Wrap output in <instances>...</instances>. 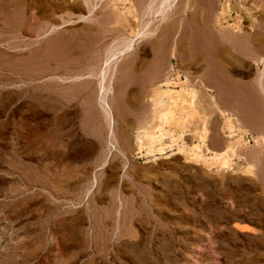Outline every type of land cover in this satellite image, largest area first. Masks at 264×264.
I'll return each instance as SVG.
<instances>
[{"label":"rangeland","instance_id":"1","mask_svg":"<svg viewBox=\"0 0 264 264\" xmlns=\"http://www.w3.org/2000/svg\"><path fill=\"white\" fill-rule=\"evenodd\" d=\"M143 1L0 0V264H264V146L256 149L246 138L247 148L235 145L227 169L212 165L226 140L203 89L199 110L212 113L207 146L199 150L205 164L185 161L177 150L199 145L192 132L198 120L155 157L137 156L133 145L150 118V72L164 43L170 47L184 34L197 7L211 14L203 37L217 29L216 17L224 27L240 17L252 36L264 32V20H258L264 0H228V13L221 9L227 0H182L181 11L163 27L159 23L158 35L136 41L111 72L110 129L99 108L98 80L76 77L96 75L106 56L128 44L137 24L155 26L147 10L141 15ZM185 3L193 7L185 11ZM181 53L165 62L167 71L182 67ZM246 60L249 71L232 77L235 90L253 89L263 70ZM235 96L232 104L243 106L242 95ZM248 100L259 113L245 115L264 135V95ZM240 107L232 113L238 120ZM247 160L255 164L254 178L241 172ZM237 222L255 233L235 229Z\"/></svg>","mask_w":264,"mask_h":264},{"label":"bare ground","instance_id":"2","mask_svg":"<svg viewBox=\"0 0 264 264\" xmlns=\"http://www.w3.org/2000/svg\"><path fill=\"white\" fill-rule=\"evenodd\" d=\"M124 1L127 2L128 0H124ZM144 1L142 2L143 8L141 10V15L142 13L144 15L145 11L147 10L155 26L152 29H148L149 25L146 26L147 29L145 28L140 29L141 26L137 28V26H139L137 24L136 26L137 30L133 29L129 33L131 37H129L130 40L128 44H126L121 51L118 50L119 52L117 51L115 53L108 55V57L106 56V58L102 61V65L96 75L89 74L87 77L85 76L76 77L77 78L76 80L79 81L92 79L94 78V76L98 80L97 99L99 103V108L103 111V113L107 117L110 129H111V125L112 124L114 125L113 109L107 99L111 91L110 88L111 85L109 84L111 82L110 81L111 79L109 78L111 72L116 67V64L118 63L120 58L133 52L136 41L145 39L147 37L150 38L152 36H157L158 34H156V32L157 29L159 28V23L162 22L161 26L163 27L164 25L163 22L170 20L171 17L177 15L179 11H181L180 9L178 10L177 7L179 6V4H181L182 0H150V3H148L147 5L145 4L147 1L146 2ZM229 2L230 1L228 0L224 2L223 8H221L222 12L228 13L229 8L231 6V5L229 6ZM84 3L85 5L87 4L86 1H84ZM195 3L197 4V2ZM196 4H194L195 7L197 6ZM130 7H131L130 11H132L133 16L135 17L136 8L134 5H131ZM186 7L188 8L193 7L192 3L191 4L185 3L183 10H185ZM93 12H94V7H92V9L91 8L89 9L90 15ZM207 13H205V11L201 13V10H199L197 7L195 12L192 13L191 22L187 25L186 31L185 32L183 31L184 34L182 33L183 35L181 36L177 35L178 37H176L175 43L172 44V46L170 47L165 45L164 43L163 46L164 50L156 54V56L160 61L158 63L159 65L153 70V72H150L154 77L153 79L154 82H152V85H149L147 90L148 91L147 100L149 99V104H150L149 112H151L150 118L147 121V124L138 130V133L133 143V145H135L134 152L136 153L137 156L143 155V157L144 156L155 157L156 154H162L168 149L170 151L171 147H174V145L177 143V138H176L177 132L180 134L179 135L180 137L183 133H185V130H187V128L188 129L190 128L189 126L193 125L195 121L198 120L199 128L197 129L195 128V130H193L192 132H193V136L194 135L197 136L196 141H198L197 144L199 145L192 146L188 151H183V149L178 148L179 147L178 146L177 150L183 153L185 161L191 162L193 164H202V163L205 164L204 162L205 160L203 161L204 156L200 153L201 151L199 150L201 145L202 146L206 145V140L208 138L207 132L209 129L208 126L210 123L209 120L213 112L218 113V115L222 119L221 120L222 124L220 125L221 133L226 140L225 143L226 146L222 150L217 149L218 144H216L215 141H213L215 143L214 146H216V148L214 149L220 151V153L215 152L213 154L214 156H212L211 158L213 161L212 165H214L217 169L224 170L228 168L229 161L232 160V156L234 155L236 150L235 145H239L243 149L247 148L248 142L246 138L252 141L253 147H255L256 149L259 148L262 149V147L264 146V135L260 134L261 132L259 133L260 129L256 131V129L254 128L252 129L253 132H251L249 126H246L248 125L249 117L245 115V112L248 113L249 111H254V110L256 113H259L258 109L260 106L258 105L255 106L253 105V103L250 104L248 100L250 96L252 97L253 95V97H255L256 94H258L259 92H261L264 95V32L257 31V33L252 36L246 34L242 26V21H240V17L236 16V20L234 21V24L227 25V27H224L222 23H220L222 17L221 18L216 17L214 18V24L217 26V29H213L216 28L213 26L212 28L213 31L212 32L210 31L211 33H209L208 36L206 35V33H204L205 37H203L201 29L202 28L204 29L203 26L206 23L211 22L210 21L211 14H207ZM90 15L88 14L84 15L82 20L77 21V23L83 20H87V18ZM128 15L130 16V13ZM258 20L259 22H263L261 20H264V18L262 17L261 19ZM69 25L70 23L67 24V26ZM164 28H166V26ZM204 30H206V27ZM29 31H31L30 28ZM166 39L168 38L166 37ZM180 39H182L181 42ZM150 42L152 44L155 43L152 41ZM201 42L206 44L208 49L205 50L201 46ZM56 52L58 53L59 51ZM180 52H182L181 53L183 54L182 58H184L183 59L184 64L182 65V67L179 66V68L175 70L170 65L169 66L170 69L169 71H167L165 68L167 67L165 66V62L170 63L173 59L177 60L178 54H180ZM62 53L60 55H62ZM49 55L51 54L49 53ZM240 56L243 57L241 58ZM247 58L255 65L257 66L260 65L261 68L263 66V70L256 75L255 78L256 85H254L253 89L248 88L247 90V88L245 89L241 87L243 88L242 90H237V89L235 90L232 77H234L238 73L244 74L247 71H249L248 68L250 69V63L248 62V60H246ZM202 63H204V65H202ZM202 66L203 67L205 66V69ZM200 70L203 71V73L199 76L200 79L199 82L197 83L198 85H194L196 83L194 81L196 77L195 75ZM40 72L41 70L40 68H38V77H41L40 79H42L44 77V74ZM182 77H184L183 79H185V81L182 80ZM178 85L180 89L176 91V86ZM200 88L203 89L206 95L209 97L210 108L212 110V113L202 109L201 111L199 110L201 108V103H202L200 97H198V95L200 94L199 91L201 92ZM237 93L242 95L241 97L243 99L241 97H236L238 95ZM235 94H236L235 96L236 98L242 99V101L240 102L242 103L244 102L243 106H241V103H238L241 107L232 104L231 102L232 100L230 99H232V97ZM237 102H239V100H237L234 103ZM236 107L237 108L240 107L241 109V120L236 119L235 117L236 115L232 114L234 113L233 110ZM257 118L258 117H256V119ZM234 136L237 137L235 141H234ZM247 161L248 162L245 164L243 171L241 172H243V174H245L248 177L254 178L255 164L249 162V160ZM234 228L242 232L255 233V230L251 226H249V224L247 225L245 223L237 222L234 224ZM156 230L157 229H154V231ZM171 243L172 242H170V244ZM164 246H167V243ZM148 247L150 246H146V248ZM201 252L202 251L199 252L200 255ZM199 254L198 256H200Z\"/></svg>","mask_w":264,"mask_h":264},{"label":"crops","instance_id":"3","mask_svg":"<svg viewBox=\"0 0 264 264\" xmlns=\"http://www.w3.org/2000/svg\"><path fill=\"white\" fill-rule=\"evenodd\" d=\"M248 119H251V118H248ZM248 124H249V125H246V126H249V128L251 129V132H253V130H252V125H250V124H252V121H251V122L248 121Z\"/></svg>","mask_w":264,"mask_h":264}]
</instances>
